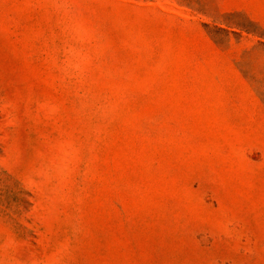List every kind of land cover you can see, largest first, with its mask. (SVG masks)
I'll use <instances>...</instances> for the list:
<instances>
[{
	"label": "rangeland",
	"instance_id": "obj_1",
	"mask_svg": "<svg viewBox=\"0 0 264 264\" xmlns=\"http://www.w3.org/2000/svg\"><path fill=\"white\" fill-rule=\"evenodd\" d=\"M0 264H264V0H0Z\"/></svg>",
	"mask_w": 264,
	"mask_h": 264
}]
</instances>
